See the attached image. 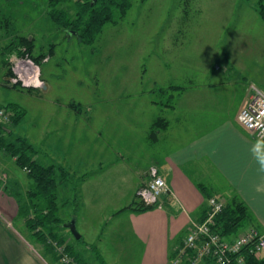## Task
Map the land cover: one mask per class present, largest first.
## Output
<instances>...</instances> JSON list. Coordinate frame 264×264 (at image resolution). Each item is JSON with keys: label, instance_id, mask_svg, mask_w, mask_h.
<instances>
[{"label": "rangeland", "instance_id": "obj_1", "mask_svg": "<svg viewBox=\"0 0 264 264\" xmlns=\"http://www.w3.org/2000/svg\"><path fill=\"white\" fill-rule=\"evenodd\" d=\"M48 1L0 0V51L17 36H27L35 38V56L47 54V61L26 71L28 78L36 75L37 81L28 79L38 89L31 91L11 86L0 55V105L15 103L25 113L11 127L14 138L33 144L43 165L55 162L71 174L58 188L68 243L89 264H100V259L139 264L143 245L130 227L129 211L117 212L135 195L137 161L131 147L158 112L147 102L167 98L150 89L179 77L203 83L221 79L231 58L264 84V22L256 11L258 0H133L126 16L106 24L93 44L80 42L53 22ZM51 44L56 45L52 55ZM17 59L23 60L10 59L13 72ZM128 95L136 99L131 107ZM120 144L126 148L124 159L114 162ZM99 161L105 163L103 169L83 180L82 173L96 171ZM32 183L27 171L0 151L1 191L14 197ZM73 220L81 241L65 227ZM13 224L29 238L22 219Z\"/></svg>", "mask_w": 264, "mask_h": 264}, {"label": "crops", "instance_id": "obj_2", "mask_svg": "<svg viewBox=\"0 0 264 264\" xmlns=\"http://www.w3.org/2000/svg\"><path fill=\"white\" fill-rule=\"evenodd\" d=\"M227 64L221 79L203 83L179 77L165 87L150 89L167 98L147 102L158 112L148 118L151 122L145 136L141 133L140 142L131 147V156L137 161L134 197L150 180L152 167L166 181L169 192L160 197L154 210L129 212L130 227L143 245L139 264H172L171 254L181 245L191 225L201 220V211L208 206L207 196L224 202L238 197L253 213L255 227L264 232V142L237 121L253 88L264 92V84L252 80L245 67L236 66L232 58ZM170 86L184 89L160 91ZM129 100L131 107L136 99ZM162 118L166 123L160 122L161 129L153 134L154 122ZM125 149L120 144L114 162L123 161ZM104 165L103 161L97 162L96 171L82 173L83 180ZM2 188L0 185V264H47L14 227L18 205Z\"/></svg>", "mask_w": 264, "mask_h": 264}, {"label": "trees", "instance_id": "obj_3", "mask_svg": "<svg viewBox=\"0 0 264 264\" xmlns=\"http://www.w3.org/2000/svg\"><path fill=\"white\" fill-rule=\"evenodd\" d=\"M132 2L133 0H49L48 15L61 29L74 34L80 42L93 44L106 24H116L119 19L126 16ZM256 11L264 22V0L257 1ZM55 46V44H51L49 47L50 55L53 54ZM35 49V38L17 36L0 51V55L3 57L2 66L6 68L5 75L10 79L12 87L26 88L29 91L37 89L34 86H24L21 81L13 82L15 73L12 70L10 61L13 56L30 59L36 65H39L40 61H47V54L42 51L35 56ZM169 89L179 90L184 89V87L170 86L161 88L160 91L168 93ZM71 105L75 110L79 108L77 104L72 103ZM0 109H4L11 114L8 123L0 121V149L11 155L18 166L27 171L29 179L33 182L25 193L17 192L14 196L18 205V218L23 220L26 229L30 232V236L26 240L34 246L47 264H89L75 251L71 243H68L69 241H67L63 232L64 220L60 215V210L65 206V203L61 204L59 201L58 188L69 179L70 172L64 166L55 162L43 165L35 157L37 150L33 144L22 136L14 138L11 127L18 126L25 116V113L20 110L17 104L0 105ZM160 122L166 123L163 118L156 120L152 126L153 134H157L161 129ZM140 188L132 202L117 213L126 210L134 214H142L159 206L160 198L155 203L148 204L144 202L138 193ZM207 197L208 206L201 211L199 223H203L211 212L210 199H220L213 196ZM78 208L75 210L78 211ZM254 219L248 205L238 197L233 198L226 200L223 209L213 217L211 231L221 237L222 240L227 241L234 240L241 232L251 227L256 229L260 235H264V232L255 227ZM74 239L81 241L83 235L80 239L75 237ZM32 241L33 243H31ZM182 245L183 242L171 254L172 264L178 256V249ZM189 254H193L192 250H189ZM66 257L71 260L66 262ZM97 257L101 256L97 255ZM98 261L100 264H107L104 259ZM211 261L218 264L215 259L209 257L200 261L199 264L201 262H203L202 264H209ZM182 264H189V260L185 258ZM226 264H264V250L260 256H257L255 253L252 254L249 248H244L242 251L230 255L229 262Z\"/></svg>", "mask_w": 264, "mask_h": 264}, {"label": "built area", "instance_id": "obj_4", "mask_svg": "<svg viewBox=\"0 0 264 264\" xmlns=\"http://www.w3.org/2000/svg\"><path fill=\"white\" fill-rule=\"evenodd\" d=\"M28 62V63H27ZM37 65L30 59L18 60L14 64L15 78L13 82L21 81L24 86L34 85L31 77H27L28 70ZM38 67V66H37ZM33 75V74H32ZM34 77V75H33ZM32 77V78H33ZM254 93L250 101L242 107L237 115L238 123L247 131L254 134L258 141L264 142V92L253 88ZM10 113L0 109V121L8 123ZM150 180L139 190V195L144 202L151 204L169 192L166 181L158 174L155 167L150 169ZM211 212L203 223L194 222L186 234L183 245L178 249V256L173 260V264H182L187 258L189 264H199L205 258H213L218 264L229 262V256L249 248L252 254L260 256L264 250V235H260L256 229L249 228L241 232L232 241L222 240L217 234L211 231L213 217L224 207V201L217 198L210 199ZM192 250V255L189 254ZM70 258H65L69 262Z\"/></svg>", "mask_w": 264, "mask_h": 264}, {"label": "water", "instance_id": "obj_5", "mask_svg": "<svg viewBox=\"0 0 264 264\" xmlns=\"http://www.w3.org/2000/svg\"><path fill=\"white\" fill-rule=\"evenodd\" d=\"M42 88H43V90H47V85L43 84ZM65 226L71 230V232L75 238H77V239L81 238V235L76 230V223L74 220L71 223L66 224Z\"/></svg>", "mask_w": 264, "mask_h": 264}, {"label": "bare ground", "instance_id": "obj_6", "mask_svg": "<svg viewBox=\"0 0 264 264\" xmlns=\"http://www.w3.org/2000/svg\"><path fill=\"white\" fill-rule=\"evenodd\" d=\"M32 77H33V75L31 76V78H32ZM33 81H37V79H36V75L34 76Z\"/></svg>", "mask_w": 264, "mask_h": 264}]
</instances>
